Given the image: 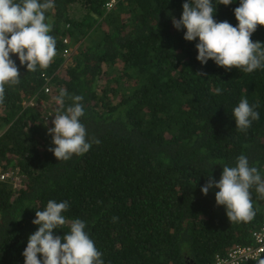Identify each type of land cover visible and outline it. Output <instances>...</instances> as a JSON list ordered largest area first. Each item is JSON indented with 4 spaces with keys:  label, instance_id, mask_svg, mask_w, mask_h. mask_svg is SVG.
Masks as SVG:
<instances>
[{
    "label": "trees",
    "instance_id": "16d2710c",
    "mask_svg": "<svg viewBox=\"0 0 264 264\" xmlns=\"http://www.w3.org/2000/svg\"><path fill=\"white\" fill-rule=\"evenodd\" d=\"M107 1L54 0L45 13L56 41L47 69L27 72L10 54L21 77L0 103V172L10 174L0 183V264H24L35 211L49 200L69 204L54 234L84 221L104 264H213L235 246L253 249L264 229L256 186L255 215L241 222L217 206L218 189L201 187L241 154L264 178V68L201 65L198 38L186 41V29L172 24L185 0H116L110 10ZM239 2L213 0L214 19L237 26ZM251 39L264 44V26ZM60 89L83 97L86 141H100L66 161L48 151L56 112L36 109L41 100L56 106ZM242 98L259 113L246 131L232 115ZM261 259L264 252L245 264Z\"/></svg>",
    "mask_w": 264,
    "mask_h": 264
},
{
    "label": "clouds",
    "instance_id": "9594fccd",
    "mask_svg": "<svg viewBox=\"0 0 264 264\" xmlns=\"http://www.w3.org/2000/svg\"><path fill=\"white\" fill-rule=\"evenodd\" d=\"M231 3L233 0H220L225 6ZM53 7L54 0H0V103L4 101L5 85H16L21 77L10 54L18 56L20 65H26L27 72H35L37 67L47 69L54 59L56 41L49 34L52 25L46 22L45 15ZM182 9L179 19L172 17V24L177 30L186 29L183 37L186 41L198 38L196 59L201 65L212 60L219 67L237 68L246 73L264 68V44L251 39L257 26H264V0H240L233 10L237 26L214 19L213 0H185ZM216 92L220 94L222 89L217 88ZM66 97L72 104L65 108ZM82 100L80 95L69 96L65 89H60L55 97L59 108L51 121L54 127L48 128L47 132L55 145L48 151L58 161H66L74 154L83 155L93 142L100 143L99 140L86 141V128L80 121L85 114ZM256 107L250 106L246 98L234 107L232 115L238 130L246 131L259 119V113L254 110ZM222 167L219 181L209 176L201 187L202 194L218 189L216 204L225 207L229 221H250L255 215L250 189L255 185L256 192L264 197V178L257 167L249 165L243 154L236 158L235 166ZM68 208L67 201L49 200L43 210L35 211L32 223L38 230L28 237L22 253L24 264H104L102 253L85 231L84 221L74 219L67 233L63 236L54 234V230L66 223L62 213ZM258 264H264V259Z\"/></svg>",
    "mask_w": 264,
    "mask_h": 264
},
{
    "label": "built area",
    "instance_id": "2783aa9c",
    "mask_svg": "<svg viewBox=\"0 0 264 264\" xmlns=\"http://www.w3.org/2000/svg\"><path fill=\"white\" fill-rule=\"evenodd\" d=\"M116 4V0H108L105 7L110 10ZM10 177L8 172H0V183H5ZM263 233H257L255 237V247L244 249L238 246L230 248L224 255H216L213 264H245L258 260L264 252V229Z\"/></svg>",
    "mask_w": 264,
    "mask_h": 264
},
{
    "label": "rangeland",
    "instance_id": "374dc122",
    "mask_svg": "<svg viewBox=\"0 0 264 264\" xmlns=\"http://www.w3.org/2000/svg\"><path fill=\"white\" fill-rule=\"evenodd\" d=\"M46 100H41L36 104V109L39 112H44L48 114H55V112L58 110V105L53 106L50 102H45ZM29 105H32V103H29ZM46 119H44V122Z\"/></svg>",
    "mask_w": 264,
    "mask_h": 264
}]
</instances>
